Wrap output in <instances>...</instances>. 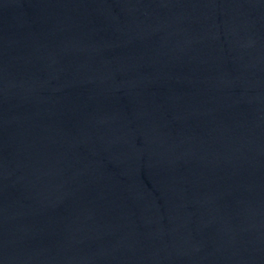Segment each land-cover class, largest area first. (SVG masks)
Masks as SVG:
<instances>
[{"label": "water", "instance_id": "water-1", "mask_svg": "<svg viewBox=\"0 0 264 264\" xmlns=\"http://www.w3.org/2000/svg\"><path fill=\"white\" fill-rule=\"evenodd\" d=\"M0 264H264V0H0Z\"/></svg>", "mask_w": 264, "mask_h": 264}]
</instances>
